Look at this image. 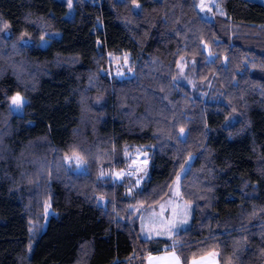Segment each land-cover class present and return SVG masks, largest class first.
<instances>
[{"label":"trees","instance_id":"1","mask_svg":"<svg viewBox=\"0 0 264 264\" xmlns=\"http://www.w3.org/2000/svg\"><path fill=\"white\" fill-rule=\"evenodd\" d=\"M71 1L73 16L65 0H0V264H145L172 248L183 264H264V3L219 0L212 22L195 0ZM182 58L221 99L177 81ZM129 149L150 153L136 188L114 178ZM191 156V225L141 239L142 211Z\"/></svg>","mask_w":264,"mask_h":264},{"label":"rangeland","instance_id":"2","mask_svg":"<svg viewBox=\"0 0 264 264\" xmlns=\"http://www.w3.org/2000/svg\"><path fill=\"white\" fill-rule=\"evenodd\" d=\"M69 5V16L74 15V9L71 0H65ZM101 2V0H94ZM264 3V0H255ZM197 9L201 16L214 22L216 13L220 12L219 0H195ZM139 8V5H135ZM59 37L60 33L55 34ZM49 38H43L39 44L46 47L49 43ZM25 43L33 44L31 39H25ZM126 66L121 68L123 73L126 71ZM177 81L185 84L195 97L207 99H221L222 91L213 81L209 79L201 81L198 76L196 61L188 58H182L178 64ZM27 99L21 94H15L12 97L13 112L17 115L24 114V105ZM184 132L182 137H186ZM127 164L122 170L114 172V178L118 182L130 180L133 187L142 185V183L150 177V153L143 149L127 150ZM195 156H191L185 167L177 175L171 187L169 195L158 205L147 207L142 211L139 217L140 220V237L143 240H164L172 242L174 237L189 227L194 217V205L186 201L181 192L182 178L187 174L194 161ZM66 163L76 173H84L87 171L86 165L82 158L78 155L66 157ZM133 189V188H132Z\"/></svg>","mask_w":264,"mask_h":264},{"label":"crops","instance_id":"3","mask_svg":"<svg viewBox=\"0 0 264 264\" xmlns=\"http://www.w3.org/2000/svg\"><path fill=\"white\" fill-rule=\"evenodd\" d=\"M145 264H183V260L179 252L172 248L171 250L149 254ZM190 264H220V262L218 254L211 253L207 256L192 260Z\"/></svg>","mask_w":264,"mask_h":264}]
</instances>
